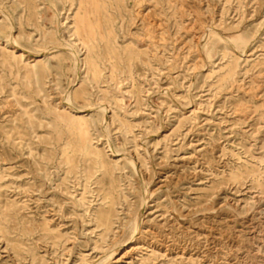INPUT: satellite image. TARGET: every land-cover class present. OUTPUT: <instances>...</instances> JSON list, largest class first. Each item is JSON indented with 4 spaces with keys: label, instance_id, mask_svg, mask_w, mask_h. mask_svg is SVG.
<instances>
[{
    "label": "rangeland",
    "instance_id": "374dc122",
    "mask_svg": "<svg viewBox=\"0 0 264 264\" xmlns=\"http://www.w3.org/2000/svg\"><path fill=\"white\" fill-rule=\"evenodd\" d=\"M26 1L0 0V264H264V0Z\"/></svg>",
    "mask_w": 264,
    "mask_h": 264
},
{
    "label": "bare ground",
    "instance_id": "6f19581e",
    "mask_svg": "<svg viewBox=\"0 0 264 264\" xmlns=\"http://www.w3.org/2000/svg\"><path fill=\"white\" fill-rule=\"evenodd\" d=\"M23 2L27 3L26 0H23ZM56 15V14H55ZM76 28V26H74ZM77 32V31H76ZM77 35V33H75V31L72 32L71 35ZM91 39H93V34H91ZM73 40H75V42H70L69 43V49L71 51L72 56H76L77 60L75 61V71H79L81 70V67L83 66V71L87 76H90L92 79H95L97 77L98 74V66L96 63V60L89 56L86 55L85 58L80 59L75 48H77V46L80 43H77L78 39L77 38H73ZM12 48H17L19 51H21L23 53L24 49L21 46H18V44L13 41L12 43ZM93 46L90 44L89 47L87 46L85 48L86 51H88V48H92ZM22 55V54H20ZM32 62H39L40 60L37 59H33L31 60ZM231 72V69L228 70L227 75H229V73ZM85 80V79H84ZM81 94L79 92H75V93H67L64 97H63V106L69 109H75V107L73 106V102L77 101L78 99H81ZM89 109H95L96 111L101 110L102 112H105L106 107L104 106V104H102L99 107H93V106H88L87 107V111ZM84 112V111H83ZM80 111H76L75 114L73 113L72 116H70V120L71 122H75V124H77V126L75 127L76 130V148L79 150V152L81 153L82 156H86L88 157L90 160H92V164L96 167L99 168H104V162L101 158V155L99 153V150L96 148V146H92L90 143V139H89V132H88V128L86 126L87 124V119H85V116H87V114H79ZM104 122L106 120H103ZM92 123V122H91ZM103 173H105V171H103ZM108 180V183L110 182L109 177L106 179ZM105 180V181H106ZM144 200V197H143ZM80 201H82V198H79L78 202L80 203ZM108 210H101L100 212H98V219H101V222H105L108 219Z\"/></svg>",
    "mask_w": 264,
    "mask_h": 264
}]
</instances>
